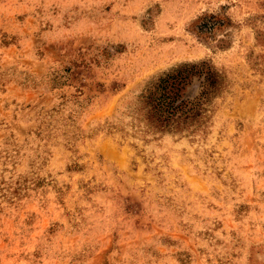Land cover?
<instances>
[{
  "label": "rangeland",
  "instance_id": "374dc122",
  "mask_svg": "<svg viewBox=\"0 0 264 264\" xmlns=\"http://www.w3.org/2000/svg\"><path fill=\"white\" fill-rule=\"evenodd\" d=\"M0 264H264V0H0Z\"/></svg>",
  "mask_w": 264,
  "mask_h": 264
},
{
  "label": "trees",
  "instance_id": "16d2710c",
  "mask_svg": "<svg viewBox=\"0 0 264 264\" xmlns=\"http://www.w3.org/2000/svg\"><path fill=\"white\" fill-rule=\"evenodd\" d=\"M202 76L199 82L201 90L210 82L208 67L184 66L158 78L156 84L147 89L136 100V109L131 127L141 135H161L180 133L195 117L199 116V98L183 99L181 91L191 77ZM204 93L201 92L200 96ZM199 96V97H200ZM120 132H123L120 129Z\"/></svg>",
  "mask_w": 264,
  "mask_h": 264
}]
</instances>
